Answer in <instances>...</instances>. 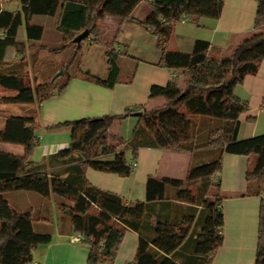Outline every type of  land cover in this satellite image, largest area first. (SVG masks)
I'll return each instance as SVG.
<instances>
[{
  "label": "trees",
  "instance_id": "trees-1",
  "mask_svg": "<svg viewBox=\"0 0 264 264\" xmlns=\"http://www.w3.org/2000/svg\"><path fill=\"white\" fill-rule=\"evenodd\" d=\"M18 1L20 8L10 10L0 0V88L13 92L2 95L0 103H41L62 94L77 76L63 68V79L51 77L37 83L29 79L28 41L40 40L44 32L43 25L31 20L35 14L56 15L57 29L64 37L61 45L44 48L61 51L74 44L81 49L86 39L105 49L109 75L102 78L83 71L81 75L88 80L107 87L121 81V61L128 53L117 49L116 37L107 39L101 29L106 14L143 25L157 38L162 53L158 64L185 69L189 76L183 86L177 77L165 86H152L151 97H164L163 105L150 109L137 106L121 115L83 117L56 124L72 126L70 145L40 162L32 160L38 142L37 109L0 114L4 117L0 126V264H28L33 261L35 248L54 238L51 232L37 229L35 221L43 218L35 217L32 209L12 206L5 196L11 190L54 196L62 213L70 217L73 232L81 235V243L88 248V264H114L127 230L139 234V244L134 259L124 264H212L224 241L223 195L220 181L214 178L221 171L225 152L255 155L247 171L245 194L262 197L256 264H264V133L238 137L241 116L249 106L235 93L236 86L247 75L256 74L264 61V0H256L252 34L222 56L209 55L211 44L205 39H197L191 52L171 50L169 42L183 19L199 26L202 18L219 19L224 0ZM142 1L151 5L144 20L132 16ZM24 22L27 41L18 38ZM85 30L89 35L80 44L74 42ZM9 47H14L19 56L16 62L5 61ZM138 111L143 114L131 139L110 131L115 119ZM195 115L224 124L212 127L207 141L195 145ZM248 120L255 122L256 116ZM2 143L21 144L24 153L6 152L1 149ZM142 147L209 150H205L206 157L201 161L192 163L185 179L150 175L143 200H128L88 179V168L129 176ZM44 221L48 223L50 218Z\"/></svg>",
  "mask_w": 264,
  "mask_h": 264
},
{
  "label": "crops",
  "instance_id": "crops-1",
  "mask_svg": "<svg viewBox=\"0 0 264 264\" xmlns=\"http://www.w3.org/2000/svg\"><path fill=\"white\" fill-rule=\"evenodd\" d=\"M5 8L17 10L20 7L7 6ZM256 11V0H224L223 12L219 19L202 18L200 26L185 19L179 21L171 36L169 49L191 52L197 39H205L211 44L209 55L222 56L228 54L238 43L252 34ZM150 12V3L142 1L133 10L132 16L144 20ZM31 20L44 27L43 36L40 40L28 41L30 46H35V42L38 43L34 49V52L38 54L37 56L50 50L44 47H55L64 42L63 34L56 26V15L35 14ZM47 22L55 25L59 33H55V37L46 42L44 36L47 30ZM119 28L120 31H118ZM101 29L107 39L112 40L116 37L117 49L128 53L121 61L120 82H117L113 87H107L77 74L70 80L62 94L54 95L41 103H0V111L2 110L0 114L3 115L8 112L37 109L38 142L32 156L33 161L40 162L49 155L69 147L72 126L57 127L56 124L83 117H100L106 114L121 115L126 113L128 109L137 106L150 109L163 105L166 102L164 97H151L152 86H165L176 77L180 79L183 86L184 81L188 78L189 73L185 69L168 68L158 64L162 53L158 47L157 38L143 25L131 20H122L119 16L106 14L101 20ZM20 40L27 41V36ZM87 42L90 41L87 40ZM101 48L100 52L102 56H105L103 62L108 66L106 74H98L96 70L91 68L88 71L98 77L106 78L109 75V65L105 49ZM67 50H70L69 47L61 51L66 52ZM9 52H12L11 57H9ZM29 52L30 47L28 48ZM18 59L19 56L14 47H9L5 61L16 62ZM63 63L65 62H57L59 68L56 69V72L63 68ZM235 93L249 106V111L241 116L238 137L244 139L263 134L264 61L256 74L247 75L244 81L236 86ZM253 115L256 116V121L250 122L248 117ZM193 119L197 126L195 145L207 141L212 127L224 124V121L202 115H195ZM3 124L4 117L0 116V126ZM139 125L140 116L132 114L126 118L115 119L110 131L129 140ZM1 149L22 155L25 147L21 144L2 143ZM205 150L209 149L195 148L189 151H174L156 147H142L138 152L136 168L129 176H120L117 173L94 168H88L86 174L92 183L102 189L116 192L128 200H143L146 198V182L150 175L159 178L185 179L192 163L201 161L204 156L206 157ZM128 157L132 159L131 151H128ZM254 158L255 155L225 152L221 171L215 175L214 179L220 181L221 195H223L222 208L225 225L223 229L224 241L214 254L212 264H256L262 197L245 194L247 171ZM6 193L11 194L15 201H18V197L22 194L35 197V195H31V191L27 190H11ZM25 203H27L25 206L16 209H32L35 217L43 218L36 221L37 229L51 232L54 236L51 243L41 244L35 248L33 251L35 264H88V248L81 242L71 241V237L75 235L71 219L59 209L54 196L43 197L38 195L34 200L30 198ZM52 215L55 222L49 230L44 218H50ZM138 244L139 234L133 230H127L119 245L114 264H124L133 260ZM42 248L44 253L36 257L35 252L41 250L39 252L42 253Z\"/></svg>",
  "mask_w": 264,
  "mask_h": 264
},
{
  "label": "rangeland",
  "instance_id": "rangeland-1",
  "mask_svg": "<svg viewBox=\"0 0 264 264\" xmlns=\"http://www.w3.org/2000/svg\"><path fill=\"white\" fill-rule=\"evenodd\" d=\"M14 2H16L14 4ZM2 4L4 7H20V3L18 0H2ZM15 8V7H14ZM47 30L45 32L44 36V41H50L53 39L55 36V33H59L58 30L56 29L55 25H52L51 23L47 22ZM18 38H26V24L25 22L20 26V33L18 34ZM38 43L35 42V46H29L30 47V52L28 53V65H27V70L29 74V79L35 83L37 82H43L46 80H49L51 77L55 78V75L60 72L61 70L65 69L66 73H71V74H81L83 71H88V69H93L98 72V74H106L105 72L108 69V66L105 62H103V59H105V56H102L101 54V46H97L95 44H90L88 43L87 40L85 39L82 44L81 49L75 48L74 44L69 46L70 50H67L66 52H53L52 50H48L47 52H42L39 56H37V52H34V49L36 48V45ZM51 46V45H50ZM128 49V48H126ZM12 56V52H9V57ZM58 61H63V68H60L58 72H56V69L59 68V65H57ZM65 64V65H64ZM56 72V73H54ZM64 75V73H63ZM63 75L58 76L56 79H63ZM105 76V75H103ZM13 92L5 90L3 88H0V97L2 95H7L11 94ZM214 188H211V191ZM215 191V189H214ZM31 195H35L37 197L40 195L37 192L31 191ZM37 195V196H36ZM6 198L10 201L12 206L14 208H21L25 206L27 203H25L27 200L32 198L33 200L35 197H29L26 196L25 194H22L18 197V201H15L12 199L11 194L5 193ZM16 197L15 195H13ZM41 196V195H40ZM51 221L46 223V225L49 226V230L52 228L54 225V217L53 215L50 217ZM35 224L37 225V222L35 221ZM41 251V250H39ZM35 252L36 257L39 255H42L43 248H42V253L41 252ZM28 264H35V260L29 262Z\"/></svg>",
  "mask_w": 264,
  "mask_h": 264
},
{
  "label": "water",
  "instance_id": "water-1",
  "mask_svg": "<svg viewBox=\"0 0 264 264\" xmlns=\"http://www.w3.org/2000/svg\"><path fill=\"white\" fill-rule=\"evenodd\" d=\"M89 35V31L88 30H85L84 32L80 33L75 39H74V42H76L77 44H80L82 42V40L84 38H86L87 36ZM64 71L61 70L60 72H58L56 75H55V78L60 76V75H63ZM143 114V111H138V112H134L133 115L135 116H142Z\"/></svg>",
  "mask_w": 264,
  "mask_h": 264
},
{
  "label": "built area",
  "instance_id": "built-area-1",
  "mask_svg": "<svg viewBox=\"0 0 264 264\" xmlns=\"http://www.w3.org/2000/svg\"><path fill=\"white\" fill-rule=\"evenodd\" d=\"M134 165H136V163H134ZM81 235L80 234H75L71 237V241L72 242H81Z\"/></svg>",
  "mask_w": 264,
  "mask_h": 264
}]
</instances>
